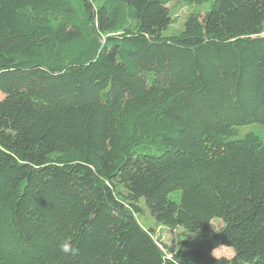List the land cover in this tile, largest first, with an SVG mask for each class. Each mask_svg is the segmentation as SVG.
Returning <instances> with one entry per match:
<instances>
[{"label": "trees", "instance_id": "trees-1", "mask_svg": "<svg viewBox=\"0 0 264 264\" xmlns=\"http://www.w3.org/2000/svg\"><path fill=\"white\" fill-rule=\"evenodd\" d=\"M171 1L0 0V264H264V0Z\"/></svg>", "mask_w": 264, "mask_h": 264}, {"label": "rangeland", "instance_id": "rangeland-1", "mask_svg": "<svg viewBox=\"0 0 264 264\" xmlns=\"http://www.w3.org/2000/svg\"><path fill=\"white\" fill-rule=\"evenodd\" d=\"M209 5L208 2L189 3L186 0H172L168 3V7L175 21L163 31V35L168 36L182 30L190 13H199L203 15L208 10ZM2 97L3 94H0V99ZM263 129L264 127L262 125L254 123L240 127V133L243 135L248 131H254L263 134ZM170 196L173 199H179V191L172 192ZM139 205L141 206V211L138 214V221L146 230L152 232L153 236L157 240H160L162 244L177 246L181 239H191L194 237L193 233L185 230L183 227L172 229L157 222L150 209L145 204L144 199L139 202ZM224 225L223 219L219 217L212 220V229L214 232H220L224 228ZM214 253L217 256L232 257L234 255V250L231 247L222 245L215 249Z\"/></svg>", "mask_w": 264, "mask_h": 264}, {"label": "clouds", "instance_id": "clouds-1", "mask_svg": "<svg viewBox=\"0 0 264 264\" xmlns=\"http://www.w3.org/2000/svg\"><path fill=\"white\" fill-rule=\"evenodd\" d=\"M61 251L64 253H70V252L74 253L75 249L70 248L69 244L63 243L61 244Z\"/></svg>", "mask_w": 264, "mask_h": 264}]
</instances>
